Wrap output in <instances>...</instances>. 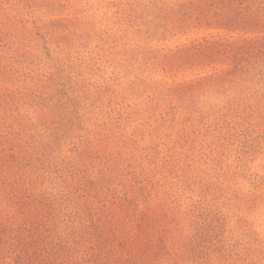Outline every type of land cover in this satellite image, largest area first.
Instances as JSON below:
<instances>
[{
    "label": "rangeland",
    "instance_id": "obj_1",
    "mask_svg": "<svg viewBox=\"0 0 264 264\" xmlns=\"http://www.w3.org/2000/svg\"><path fill=\"white\" fill-rule=\"evenodd\" d=\"M0 264H264V0H0Z\"/></svg>",
    "mask_w": 264,
    "mask_h": 264
}]
</instances>
